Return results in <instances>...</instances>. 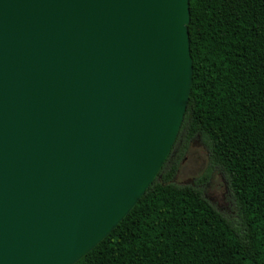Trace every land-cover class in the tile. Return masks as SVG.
I'll return each mask as SVG.
<instances>
[{
    "label": "water",
    "instance_id": "water-1",
    "mask_svg": "<svg viewBox=\"0 0 264 264\" xmlns=\"http://www.w3.org/2000/svg\"><path fill=\"white\" fill-rule=\"evenodd\" d=\"M188 0H0V264H73L156 177L191 81Z\"/></svg>",
    "mask_w": 264,
    "mask_h": 264
},
{
    "label": "trees",
    "instance_id": "trees-1",
    "mask_svg": "<svg viewBox=\"0 0 264 264\" xmlns=\"http://www.w3.org/2000/svg\"><path fill=\"white\" fill-rule=\"evenodd\" d=\"M188 11L191 81L175 139L206 142L238 221L199 189L170 183L167 155L134 206L73 264H264V0H188Z\"/></svg>",
    "mask_w": 264,
    "mask_h": 264
},
{
    "label": "rangeland",
    "instance_id": "rangeland-1",
    "mask_svg": "<svg viewBox=\"0 0 264 264\" xmlns=\"http://www.w3.org/2000/svg\"><path fill=\"white\" fill-rule=\"evenodd\" d=\"M182 143L185 146L184 150H181L179 155L173 154L169 158L168 163L174 165L175 171L168 181L176 185H189L200 191L203 190V197L216 210L227 219L237 223L238 216L231 191L225 187L222 174L213 171L212 178L206 186H195L192 183V180L201 178L207 165L206 150L202 145L206 142L202 138H191Z\"/></svg>",
    "mask_w": 264,
    "mask_h": 264
},
{
    "label": "flooded vegetation",
    "instance_id": "flooded-vegetation-1",
    "mask_svg": "<svg viewBox=\"0 0 264 264\" xmlns=\"http://www.w3.org/2000/svg\"><path fill=\"white\" fill-rule=\"evenodd\" d=\"M192 138H200L199 136H194ZM191 139V138H190ZM181 140H177L175 139L171 148H170V151L168 153V156L170 157L171 155L173 154H177L179 155V153L181 152V150L183 151L184 150V143L180 142ZM202 145L205 147V150H206V159H207V165L206 167L204 168V173L203 175L201 176V178H197L195 180H192V183L195 185V186H206L208 185V183L210 182L211 178H212V173L213 171H216L217 173L219 172L220 174H222V179L225 183V187L228 189V184H227V180H226V177H225V174L223 173V171L217 166V165H214V164H211V162L209 161V158H208V150L206 148V145L204 143H202ZM203 192V190L201 191V193Z\"/></svg>",
    "mask_w": 264,
    "mask_h": 264
}]
</instances>
